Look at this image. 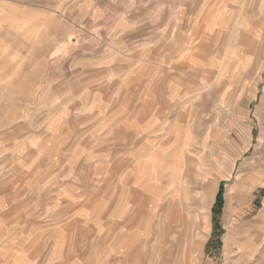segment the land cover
I'll list each match as a JSON object with an SVG mask.
<instances>
[{
  "label": "rangeland",
  "instance_id": "1",
  "mask_svg": "<svg viewBox=\"0 0 264 264\" xmlns=\"http://www.w3.org/2000/svg\"><path fill=\"white\" fill-rule=\"evenodd\" d=\"M84 1L55 16L52 101L29 94L53 126L0 157V264L254 261L264 0Z\"/></svg>",
  "mask_w": 264,
  "mask_h": 264
},
{
  "label": "crops",
  "instance_id": "2",
  "mask_svg": "<svg viewBox=\"0 0 264 264\" xmlns=\"http://www.w3.org/2000/svg\"><path fill=\"white\" fill-rule=\"evenodd\" d=\"M70 3L77 5L80 16L88 14L91 20L95 17L92 14L99 11L96 7L89 8L84 0H61L56 6L49 0H45L44 3L41 0H0V157L6 156L8 151L16 150L21 140L29 143L34 141L36 136L29 128L38 125V119L41 125L53 126L47 122L48 105H51L54 87L51 62L55 54L64 52L63 46L59 49L58 45L67 43L69 39L66 26L65 31L62 29V40L54 43L53 29L58 26L55 16L60 12V6L65 4L66 8L63 10L66 12L69 11ZM105 4L107 11L118 10V2L107 0ZM119 10L124 11L123 8ZM57 49L61 51L55 52ZM36 61L43 62L44 67L40 83L36 79L37 74L32 65ZM42 83L46 86L45 97L47 99L49 94L51 101L48 104L46 100L44 104L38 105L39 107H31L29 94L31 91L38 92ZM33 108L40 109V112H32ZM52 108L50 106V109ZM20 169L19 167L18 170ZM1 173L3 176L0 175L2 177L0 184L6 183L5 168L0 167ZM257 181L256 189L264 188V172ZM253 222L255 228L248 232V236L253 237V245L250 246L249 252L253 253L254 261L245 260L241 264H264V198ZM0 236L3 237L0 242L6 241V234ZM31 242V239L29 242L21 240L19 245L24 247L27 244L31 245ZM20 256L17 257L20 264H30Z\"/></svg>",
  "mask_w": 264,
  "mask_h": 264
},
{
  "label": "trees",
  "instance_id": "3",
  "mask_svg": "<svg viewBox=\"0 0 264 264\" xmlns=\"http://www.w3.org/2000/svg\"><path fill=\"white\" fill-rule=\"evenodd\" d=\"M221 197H220V195H219V199H218V205H221Z\"/></svg>",
  "mask_w": 264,
  "mask_h": 264
},
{
  "label": "bare ground",
  "instance_id": "4",
  "mask_svg": "<svg viewBox=\"0 0 264 264\" xmlns=\"http://www.w3.org/2000/svg\"><path fill=\"white\" fill-rule=\"evenodd\" d=\"M209 212V211H208ZM198 225V224H197ZM187 228H188V226H187Z\"/></svg>",
  "mask_w": 264,
  "mask_h": 264
}]
</instances>
